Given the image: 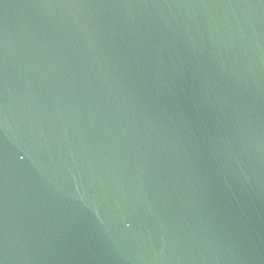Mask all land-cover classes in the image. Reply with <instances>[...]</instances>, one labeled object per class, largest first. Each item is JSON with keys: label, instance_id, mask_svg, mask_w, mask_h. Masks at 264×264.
I'll return each instance as SVG.
<instances>
[{"label": "water", "instance_id": "95a60500", "mask_svg": "<svg viewBox=\"0 0 264 264\" xmlns=\"http://www.w3.org/2000/svg\"><path fill=\"white\" fill-rule=\"evenodd\" d=\"M0 264H264V0H0Z\"/></svg>", "mask_w": 264, "mask_h": 264}]
</instances>
